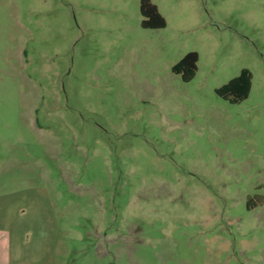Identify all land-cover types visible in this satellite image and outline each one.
I'll list each match as a JSON object with an SVG mask.
<instances>
[{"label": "rangeland", "instance_id": "374dc122", "mask_svg": "<svg viewBox=\"0 0 264 264\" xmlns=\"http://www.w3.org/2000/svg\"><path fill=\"white\" fill-rule=\"evenodd\" d=\"M152 1L164 28L141 0H0V250L21 264H264V0ZM244 68L248 98L220 97Z\"/></svg>", "mask_w": 264, "mask_h": 264}, {"label": "trees", "instance_id": "16d2710c", "mask_svg": "<svg viewBox=\"0 0 264 264\" xmlns=\"http://www.w3.org/2000/svg\"><path fill=\"white\" fill-rule=\"evenodd\" d=\"M140 10L143 16L142 26L144 28L159 29L167 26L166 18L161 14L158 6L152 0H141ZM198 61L199 53L191 51L172 67V71L180 75L185 82H189L198 71ZM252 81V71L244 68L239 75L230 79L218 88L216 92L220 97L231 103H239L250 95Z\"/></svg>", "mask_w": 264, "mask_h": 264}, {"label": "crops", "instance_id": "0c3cea01", "mask_svg": "<svg viewBox=\"0 0 264 264\" xmlns=\"http://www.w3.org/2000/svg\"><path fill=\"white\" fill-rule=\"evenodd\" d=\"M3 247L2 250H0V264H21L19 261L20 260L19 253L13 252L12 248L9 247V244H6ZM30 264H34V263H30Z\"/></svg>", "mask_w": 264, "mask_h": 264}]
</instances>
